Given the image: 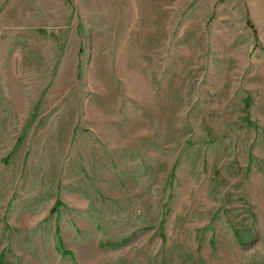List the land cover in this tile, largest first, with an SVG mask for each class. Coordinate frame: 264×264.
Masks as SVG:
<instances>
[{"label": "rangeland", "instance_id": "1", "mask_svg": "<svg viewBox=\"0 0 264 264\" xmlns=\"http://www.w3.org/2000/svg\"><path fill=\"white\" fill-rule=\"evenodd\" d=\"M0 264H264V0H0Z\"/></svg>", "mask_w": 264, "mask_h": 264}]
</instances>
